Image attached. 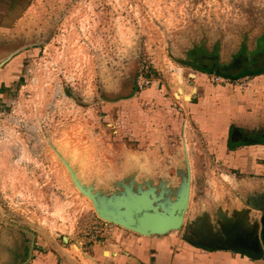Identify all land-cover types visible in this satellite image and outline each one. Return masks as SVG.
<instances>
[{
  "label": "rangeland",
  "instance_id": "374dc122",
  "mask_svg": "<svg viewBox=\"0 0 264 264\" xmlns=\"http://www.w3.org/2000/svg\"><path fill=\"white\" fill-rule=\"evenodd\" d=\"M10 4L17 11L0 29V226L66 236L86 252L113 223L75 179L108 209L146 191L167 210L189 176L191 227L216 232L246 216L260 234L264 181L220 164L209 138L219 90L243 89L264 69V0Z\"/></svg>",
  "mask_w": 264,
  "mask_h": 264
},
{
  "label": "crops",
  "instance_id": "0c3cea01",
  "mask_svg": "<svg viewBox=\"0 0 264 264\" xmlns=\"http://www.w3.org/2000/svg\"><path fill=\"white\" fill-rule=\"evenodd\" d=\"M0 6L4 8L0 29H5L17 6L10 0H0ZM247 78L243 89L227 86L219 90V102L215 101L218 116L213 119L217 128L209 139L220 164L249 179L264 181V69ZM9 228L0 226V264H264V254L252 258L229 248L195 246L184 239V230L180 234L176 230L141 235L105 224L104 239L91 243L86 252H74L66 246L69 237L64 240V236L61 243L56 234Z\"/></svg>",
  "mask_w": 264,
  "mask_h": 264
},
{
  "label": "water",
  "instance_id": "95a60500",
  "mask_svg": "<svg viewBox=\"0 0 264 264\" xmlns=\"http://www.w3.org/2000/svg\"><path fill=\"white\" fill-rule=\"evenodd\" d=\"M2 63L4 61L0 64ZM187 171L190 173L189 167ZM75 182L81 192L92 200L97 214L102 219L141 235H161L182 229L184 239L204 249L229 248L252 258H259L264 254V216L259 223L260 234L258 224L251 225L246 216H238L236 220L224 218L225 224L221 231L216 232L207 226L191 227L185 221L189 206V176L182 195L167 210L159 206L158 197L154 192L146 191H129L127 197L116 198V209L111 210L103 206L89 188L82 186L76 179ZM191 232L193 237L190 236ZM64 240H68V237L65 236Z\"/></svg>",
  "mask_w": 264,
  "mask_h": 264
},
{
  "label": "flooded vegetation",
  "instance_id": "af4514ba",
  "mask_svg": "<svg viewBox=\"0 0 264 264\" xmlns=\"http://www.w3.org/2000/svg\"><path fill=\"white\" fill-rule=\"evenodd\" d=\"M254 71H256V70H254ZM256 72H259V71H256Z\"/></svg>",
  "mask_w": 264,
  "mask_h": 264
},
{
  "label": "built area",
  "instance_id": "2783aa9c",
  "mask_svg": "<svg viewBox=\"0 0 264 264\" xmlns=\"http://www.w3.org/2000/svg\"><path fill=\"white\" fill-rule=\"evenodd\" d=\"M246 85H247V84H246ZM246 85H245V86H246Z\"/></svg>",
  "mask_w": 264,
  "mask_h": 264
}]
</instances>
